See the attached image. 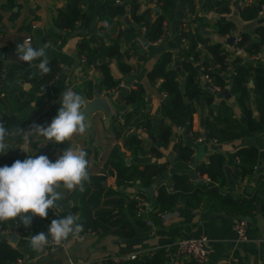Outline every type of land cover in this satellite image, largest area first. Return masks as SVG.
<instances>
[{"label":"crops","instance_id":"obj_1","mask_svg":"<svg viewBox=\"0 0 264 264\" xmlns=\"http://www.w3.org/2000/svg\"><path fill=\"white\" fill-rule=\"evenodd\" d=\"M114 0H82L84 12L83 18L75 30L66 32L60 29L56 19L58 10L66 6L69 0H0V60L3 72L13 70L14 80L5 89H0V119L6 116L9 121L6 125L11 132L8 138V151L10 153H24L26 156L46 155L50 161L55 162L67 148L83 149L88 160L89 175H105L104 186L118 189L116 186V175L110 172L111 165L107 160L113 150L119 149V154L124 156L127 164L138 163H168V170L163 177L159 178L165 182L170 189L173 188L172 175L174 173H188L194 175L196 182H206V176L198 177L195 173L197 165L208 161L213 154H221L226 159L227 182L219 188L222 194H228L234 198L245 196L247 192L257 191L259 197L263 196L264 167H260L261 173L256 171L243 178L235 177L234 172L238 167L236 152L240 147L257 146L260 151L259 163H264V132L247 133L242 139L216 142L207 137V120L217 113L221 102L225 101L233 108L234 116L242 121L243 115L236 96L230 92L232 72L229 67L225 72L217 66L215 71L225 75L228 80L227 90L230 97L226 98L224 92L216 90L212 102L205 100H194L195 113L191 124L180 128L173 126V135L166 148L162 147L156 140V132L162 123L171 124V121L161 115L167 96L160 89V82L151 81L149 73L153 70L159 56L171 51L174 54L172 65L178 68L181 74V86L185 83V74L180 72V51L175 37L181 27H185L193 34L200 32L209 38L210 43H220L222 49L227 52V60L230 63L237 55L236 40L243 33H248L252 41H258L257 33L259 26H264V8L260 6L259 13L252 19H244L240 12L242 5L231 4V11L220 14L210 6V0H194L195 9L191 11L188 18L189 0H178L174 11L165 14V35L157 41H148L146 28L137 25L130 13V6L126 5L127 11L117 15L112 24L102 29V22L98 21V13L104 2ZM139 10L144 12L150 10V23H153L162 13L158 0H138ZM231 22L233 29L222 34L220 27L223 23ZM133 28L134 33L128 38L120 33L126 29ZM57 29H60L59 32ZM82 29V32L80 31ZM77 31V32H76ZM93 34H100L107 44L116 41L122 52L121 61L130 66V72H123L116 58L108 60L100 58L98 63L107 62L110 65L115 80L123 85L116 92L107 94L102 85L103 72L94 65L86 66L80 59L78 45L82 38H89ZM30 38L33 48L46 47L49 61L61 58V73L59 78L42 88L36 87L30 81L31 68L38 67L43 58H38L30 64H22L11 59H4V54L15 52L16 44L23 43ZM199 48L207 54L206 46L199 44ZM242 55V54H241ZM244 54L243 56H246ZM251 64V63H250ZM255 65L264 66V52L261 59ZM214 67V64H213ZM205 75L200 73V81L206 86ZM252 78V77H251ZM252 83V85H251ZM142 85L146 92V105L139 107L136 104H126L124 95L127 91ZM252 106L255 109L253 81L248 85ZM100 89L102 96L106 97L111 108L112 116L107 123L103 113H95L91 125L87 123L86 132L74 134L71 139L64 143H55L40 137L31 138L27 144L22 141V133L18 128L38 112L47 111L53 106H59L62 92L72 90L80 94L87 101L95 96V91ZM144 114L154 118L152 131L147 133L145 128H134V124L141 120ZM129 119V121H127ZM114 121L129 122L128 129H123L117 135L113 129ZM49 125L51 122L46 121ZM138 133L142 137V153L132 154L126 147V138L130 132ZM153 137V139H152ZM203 137L202 141L198 139ZM181 142L194 150V160L191 163L182 162L174 152L173 145ZM152 147L160 150V155L151 152ZM160 182V183H161ZM153 183V184H154ZM152 184V185H153ZM151 185V186H152ZM156 184L154 189L157 194ZM141 186L131 185L124 191L127 194H135L140 191ZM143 191V190H142ZM145 192V191H144ZM61 199L57 201V211L61 216L69 213L78 217L72 211V201L63 200L66 197V189L60 188ZM150 196V195H149ZM153 196H150L152 198ZM148 201V200H147ZM143 218L146 225L139 226L138 235L126 240L113 235L100 236L97 233H83L78 236H70L64 247L49 249L47 246L43 251H36L30 246L33 232L22 236L18 232L15 220L7 221L8 228L0 232V239L6 240L14 248L21 251L24 262L22 264H70L72 261L90 260L93 264H103L105 260L128 255H143L150 251L162 250L166 255V263L172 264L177 253V244L186 238L207 237L206 248L210 263L225 264H264V218L262 213L255 215L250 220L249 237L247 241H239L232 227L233 216L222 211L208 208L205 204H199L195 209L190 208L179 201L172 209L166 211L164 216L151 210V203L144 208ZM151 222V224H149ZM189 260H184L188 263ZM183 263V264H184ZM190 263V262H189Z\"/></svg>","mask_w":264,"mask_h":264},{"label":"trees","instance_id":"obj_2","mask_svg":"<svg viewBox=\"0 0 264 264\" xmlns=\"http://www.w3.org/2000/svg\"><path fill=\"white\" fill-rule=\"evenodd\" d=\"M178 0H158L162 11L160 16L150 23V10L141 12L138 0H114L113 2H104L98 13V21L102 22V29L108 28L117 15L126 13L130 6V13L133 21L140 27L147 30L148 41L159 40L164 32V20L167 12L174 11ZM232 0H210V6L220 14L231 11ZM194 0H189L188 8L190 11L195 9ZM260 6L264 8V0H258V3L245 5L241 9L244 19H252L260 12ZM82 0H69L68 4L58 10L57 25L66 32L77 28L78 23L83 18ZM234 27L231 22L223 23L220 27L222 34L229 33ZM134 33L133 28L126 29L120 34L128 38ZM260 38L258 41H252L248 33H243L236 40V47L242 48L247 55H260L264 52V26L257 28ZM188 39L187 48L182 45L183 39ZM176 44L180 51V72L185 74V89L181 86V74L179 75L178 66L172 65L174 54L171 51L162 53L156 61L153 70L149 73L151 81L155 82L162 78L160 89L167 95V101L162 108L161 115L171 121V124L162 123L156 132L157 142L166 148L173 135V126L180 128L188 125L191 129L193 115L195 113L194 100H205L212 102L215 97L213 89L205 86L200 81V73L211 77L213 84L221 91L227 90L228 80L225 75L215 71L218 66L221 71H226L229 67L232 72L230 92L236 96L243 115L242 121L234 116L233 108L225 101L221 102L217 113L213 114L206 123L207 137L216 142H225L242 139L247 133L264 132V66H258L254 63L246 62V56L238 55L230 63L227 60V52L222 49L220 43H210L209 38L204 37L200 32L192 33L184 27L180 28L175 37ZM199 44L206 46L207 54L199 48ZM80 55H85L86 66L99 67L103 72L102 85L106 92L116 88L119 81L115 80L110 65L107 62L98 63L100 58L108 60L116 58L123 72H130L131 67L121 61L122 52L119 44L114 41L107 44L100 34H93L89 38H82L78 45ZM199 63L204 67L200 70ZM214 64V67H213ZM51 71L47 74H41L39 67L31 68L30 81L42 88L53 82L57 75L61 73V58L49 61ZM252 77V78H251ZM14 80L13 70L3 72L2 61L0 60V89L5 90ZM250 80L253 81L254 103L252 106ZM126 104H136L139 107L146 105V92L142 85L132 88L124 95ZM59 106H53L47 111L38 112L26 121L20 129L28 131L33 123L48 125L47 119H53L58 113ZM0 121L5 125L9 119L3 116ZM129 121V119L127 120ZM122 123L114 121L113 129L117 135L122 133L123 129H128L129 122ZM154 118L151 115L144 114L141 120L134 124V128H145L147 133L152 131ZM143 139L138 133L132 131L126 138V147L132 154L142 153ZM174 152L180 161L191 163L194 160V150L181 142L173 145ZM119 149L113 150L108 157V164L111 165L110 172L116 175V186L113 189L104 186L105 175H89V180L84 182V189L68 191L66 189L65 201H72V211L78 214V223L83 225V233H97L100 236L113 235L122 239H132L138 235V227L146 225L143 218L145 210L141 212L138 207L137 196L143 197L151 203V210L156 212L168 211L175 207L179 201L190 208L195 209L199 204H205L208 208L216 211H222L230 216H242L249 221L257 214L264 213V192L259 197L257 191H250L240 198H234L228 194H222L219 188L227 182L226 159L221 154H213L208 161L197 165L195 168L196 176H206V182H196L194 175L188 173H174L172 175L173 188L170 189L165 182L157 186V194L150 198L149 194L140 190L135 194H127L124 189L131 185L141 187L151 186L155 179L163 177L168 170V163H147L127 164L124 156L120 155ZM151 152L160 155L158 148L152 147ZM236 156L238 167L234 172L235 177L243 178L255 172L254 165L260 161V151L257 146L240 147ZM26 157L24 153H10L0 155V167L11 166L16 160L23 161ZM261 173L260 168L256 171ZM264 180V175H261ZM264 183H262L263 186ZM264 188V186H263ZM264 191V189H263ZM63 218L57 208L49 209L48 216L44 219L34 217L29 228H25L19 218H16V225L19 230L31 234L36 232L47 233V230L53 219ZM8 228L7 221L0 222V232ZM51 239V237H49ZM23 254L14 248L6 240L0 239V264H16ZM190 262V263H189ZM184 264H196L189 260ZM166 255L164 251H150L143 255H137L132 260L115 261L107 259L103 264H165ZM238 264V263H225Z\"/></svg>","mask_w":264,"mask_h":264},{"label":"clouds","instance_id":"obj_3","mask_svg":"<svg viewBox=\"0 0 264 264\" xmlns=\"http://www.w3.org/2000/svg\"><path fill=\"white\" fill-rule=\"evenodd\" d=\"M15 54L22 62L43 58L38 65L41 74L51 71L46 47L33 48L29 41H24L16 44ZM59 104L58 113L49 125L33 123L28 131L18 128L26 150L30 138L64 143L74 134L83 135L86 132L88 101L80 94L67 90L62 92ZM10 136L9 128L0 121V155L7 153ZM86 155L83 149L67 148L55 162L46 155H29L23 161L16 160L11 166L0 167V222L19 218V222L29 228L34 217L44 219L49 209L58 207L61 187L68 191L77 188L83 191L84 182L89 180ZM77 220L78 217L71 213L53 219L47 233L31 236L30 246L36 251H43L50 242L60 245L70 235L78 236L83 231V225Z\"/></svg>","mask_w":264,"mask_h":264},{"label":"built area","instance_id":"obj_4","mask_svg":"<svg viewBox=\"0 0 264 264\" xmlns=\"http://www.w3.org/2000/svg\"><path fill=\"white\" fill-rule=\"evenodd\" d=\"M253 3H258V0H232L231 1V4L233 6H235L236 4L245 6V5H251ZM187 17L188 18L191 17V11L189 9H188ZM163 29H164V32H163L162 37L165 35V32H166V25L165 24H164ZM186 30L190 31L188 29H186ZM26 41H30V38H27ZM187 44H188V39L184 38L182 45H184L187 48ZM236 53H237V55L246 54V52L242 48H238V47H237ZM245 58H246L245 59L246 62L256 63L258 60L261 59V54L260 55L249 54ZM80 59H81L82 63L85 65V62H86L85 55H80ZM197 66L199 67L200 70H204V67L201 66L199 63H197ZM57 78H59V75H57L55 79H57ZM205 80H206V86L211 87V89L219 90V88L213 84L212 79L209 75H207V74L205 75ZM122 85H123L122 83H119V85L116 88H113V89L107 91V94L109 95L111 93L116 92L117 89L119 87H121ZM163 94H164V96H167L165 93H163ZM47 120L49 122H52L53 119L49 118ZM198 140L202 141L203 137L199 138ZM22 141H23V143H25L23 138H22ZM30 142H31V138L29 139L27 144H29ZM261 166L264 167V163L263 164L262 163H256L254 165V170L257 171ZM136 198L138 199L139 210L141 212H143L144 208L148 205V201L143 197L137 196ZM166 213H167L166 211H162L159 214L161 216H164ZM262 216L264 218V213L262 214ZM149 224H151V222H149ZM250 224H251L250 221L248 219L242 217V216L233 217L232 227H233L234 234L239 241H247L248 240ZM18 232L20 233V235H22L24 237L28 235L26 232H23L21 230H18ZM70 236H69V238H70ZM68 239L65 241H62V243L60 245H55V244L50 242L47 245V247L49 249L64 247L66 242L68 241ZM207 240H208V238L203 236L200 238H186V239L179 241V243L177 244L176 257L173 260L172 264H183L184 260H193L196 264H212V263H210L208 251L206 248ZM49 241H51V239H49ZM136 256L137 255L132 254V255H128L126 257H116L113 259L115 261L132 260V259H135ZM23 262H24V258H21L18 260V262L16 264H22ZM70 264H93V262L90 260H82V261H72Z\"/></svg>","mask_w":264,"mask_h":264},{"label":"water","instance_id":"obj_5","mask_svg":"<svg viewBox=\"0 0 264 264\" xmlns=\"http://www.w3.org/2000/svg\"><path fill=\"white\" fill-rule=\"evenodd\" d=\"M59 32L61 31L60 29H57ZM80 31L82 32V29H80ZM77 32V31H76ZM3 58L4 59H11L13 61H17V62H20L22 64H30V62H22V61H19L16 57V54L15 52L13 53H10V54H4L3 55ZM252 85V83H251ZM182 89H185V85L183 84L182 85ZM214 93H217V91L215 89H213ZM224 96L226 98H229L230 97V92L229 91H225L224 92ZM103 113L104 116H105V120L106 122L108 123L111 119V116H112V108L107 100L106 97L102 96V91L100 89H97L95 91V96L92 100L88 101V105H87V111H86V123L88 125H91V122H92V118H93V115L95 113ZM153 139V137H152ZM226 171H227V174L229 176V169L228 167H226ZM162 181V178H159L156 183H154L152 186H149V187H140L141 190L145 191L146 193H148L150 196H153L154 194V189L156 187V184L157 183H160ZM60 191V189H59Z\"/></svg>","mask_w":264,"mask_h":264}]
</instances>
